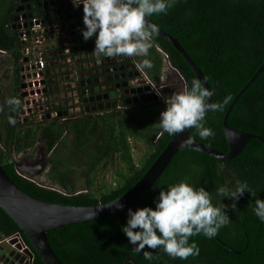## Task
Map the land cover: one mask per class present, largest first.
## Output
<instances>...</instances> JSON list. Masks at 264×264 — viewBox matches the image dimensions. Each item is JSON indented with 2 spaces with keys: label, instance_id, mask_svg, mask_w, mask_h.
<instances>
[{
  "label": "trees",
  "instance_id": "16d2710c",
  "mask_svg": "<svg viewBox=\"0 0 264 264\" xmlns=\"http://www.w3.org/2000/svg\"><path fill=\"white\" fill-rule=\"evenodd\" d=\"M13 2L0 0V50L10 55L13 65L8 98L16 97L22 103L20 87L25 47L19 31L11 26L16 8ZM150 18L177 38L203 71L213 92V102H223L226 97H231L223 111H210L205 117L204 126L214 131V137L201 139L195 128L190 131L192 138L228 153L229 145L223 131L225 113L240 90L264 64V0H175L174 6L166 14H154ZM156 46L168 54L169 61L188 83L187 89L190 90L193 79L198 78L179 52L159 35L153 37L148 53L156 67L152 80L157 79L161 62L157 59ZM50 95L51 92L47 93V96ZM2 101L5 107L0 110V164L19 188L51 203L83 207L107 204L120 198L144 176L174 136L162 133L160 116L150 118L149 122L146 120L145 127L139 131L135 129V125L143 121L139 116L135 117V122H124L121 118L118 123L113 116L105 118L102 129L88 124L87 131L78 130V136L88 138L78 140V147L95 143L92 137L99 136L102 141L95 145V160L90 163L86 173V189L77 194L74 169H60L59 165H64L65 160H59L53 161L52 174H55L62 188L60 193L40 181H30L20 176L11 165L14 154L35 145L38 129H22L19 122L23 107L13 112L6 104L7 100ZM10 116L16 120L15 126L9 123ZM228 123L236 130L264 138V71L238 100ZM72 130L77 135L76 127ZM129 137L148 144L149 152L140 165L134 161ZM100 145L102 147L98 148ZM116 154L125 164V168L117 173L116 186L106 190L94 189L92 166L111 161ZM181 181L197 190L205 188L211 194L214 206L219 207L221 203L228 205L225 211L230 222L219 229L217 236L241 254L224 250L213 238L209 239L203 234L190 237L189 243L198 245L199 255L186 260L174 259L162 249L153 250L147 246L141 252H136L122 232L127 225L126 215L50 231L48 239L53 251L64 264H125L126 259H135L136 264H264V222L256 221L259 218L253 211L255 200H264V143L258 139L250 140L243 152L229 162L191 149L180 150L136 210L143 207L155 209L159 192ZM237 181L246 182L252 194L246 191L233 209V200L218 196L217 190L220 187L234 190ZM245 218H248L246 222ZM18 231L17 224L0 208V241ZM245 232L249 233V239H246ZM24 240L28 243L25 236ZM144 251L152 252L151 260L145 259ZM36 259L35 264H44L40 258Z\"/></svg>",
  "mask_w": 264,
  "mask_h": 264
},
{
  "label": "flooded vegetation",
  "instance_id": "af4514ba",
  "mask_svg": "<svg viewBox=\"0 0 264 264\" xmlns=\"http://www.w3.org/2000/svg\"><path fill=\"white\" fill-rule=\"evenodd\" d=\"M13 4L16 7L11 22L14 30H19L21 20L25 25H29L35 19V24L39 27L36 45L31 54L24 58L27 61H23V82L20 87L23 110L19 122L22 129L37 128L38 133L34 138L35 145L16 153L21 157L16 159L13 156L11 163L16 161L22 169L39 173L37 178L45 172L55 176L52 174L53 161L65 160L64 165H59V168H71L69 164L72 163V158H75L76 151H83L84 148L87 155L93 157L95 145H99L102 138L92 137L95 143L87 144L83 148L77 145L78 140H88L86 136H78V130L87 131L88 124L102 129L105 117L113 116L117 123L121 118L124 122H135L136 116L156 118L166 110L163 99L168 96L167 88L157 84L159 80L153 81V74L148 73L146 68L139 67L146 57L108 58L93 53L96 36L87 41L82 36L85 27L82 4L76 7L72 0H14ZM157 57L160 59L159 53ZM39 60H44L45 64L42 71L44 89L42 93L38 92V99H34L30 107L24 91L28 90V82L32 81L36 62ZM12 70L11 63L9 74L0 76V80L6 78V82L10 83L7 91V84L3 87L0 85V96L8 91L10 93ZM1 73L2 70L0 75ZM146 77L153 86L148 83ZM180 87L174 86L169 94L181 92ZM158 91H162L163 99L158 98ZM49 92L51 95L47 96ZM36 112L39 114L33 116ZM73 127H76L77 135L73 133ZM62 140H67V143L63 144ZM100 147L102 146L98 148ZM92 157L89 159L90 163L95 160ZM100 166H92V175L96 174ZM247 220L248 218H245L244 222ZM245 235L246 239H249V233L245 232ZM261 238L262 236L259 237ZM213 240L223 246L224 250L235 251L221 237L215 235ZM36 260L35 258L34 264Z\"/></svg>",
  "mask_w": 264,
  "mask_h": 264
},
{
  "label": "clouds",
  "instance_id": "9594fccd",
  "mask_svg": "<svg viewBox=\"0 0 264 264\" xmlns=\"http://www.w3.org/2000/svg\"><path fill=\"white\" fill-rule=\"evenodd\" d=\"M74 6L83 5L82 36L85 41L96 36L93 53L108 58L146 57L152 47V40L158 34L157 25L150 23L148 17L166 14L174 6L175 0H72ZM150 60L143 59L139 67L151 68ZM213 92L201 80L193 79L190 90L172 93L166 100V110L161 112L159 127L162 133L177 135L195 128L201 139L214 137L212 129L204 126L207 112L223 111L231 97L223 102H209ZM6 104L13 111L21 109V100L16 97L7 99ZM2 110V108H0ZM13 126L16 120L9 117ZM251 193L248 184L237 181L234 190L220 187L217 195L233 200L231 207L236 208L245 192ZM252 194V193H251ZM212 203L211 194L201 187L194 189L181 181L159 192L155 209L151 207L129 209L127 225L122 232L136 252L147 246L162 249L172 258L186 260L199 255L195 242L189 243L192 236L203 234L211 239L220 228L230 222L225 209ZM255 215L264 222V200L256 199ZM159 233V234H158ZM145 259H152V252L144 251Z\"/></svg>",
  "mask_w": 264,
  "mask_h": 264
},
{
  "label": "water",
  "instance_id": "95a60500",
  "mask_svg": "<svg viewBox=\"0 0 264 264\" xmlns=\"http://www.w3.org/2000/svg\"><path fill=\"white\" fill-rule=\"evenodd\" d=\"M147 19L150 23L157 25V35L170 43L179 52L195 76L202 81L205 87L212 91L203 71L188 55L179 40L164 31L150 17ZM0 52L2 51L0 50ZM26 61L27 59L24 60V62ZM169 65L174 72L179 73L171 62H169ZM263 71L264 64L240 90L225 113L223 131L229 145L228 153L220 152L192 138L190 136L192 128L187 129L183 133L172 137L166 148L157 157L144 176L127 193L107 204L81 207L56 204L38 199L19 188L0 164V208L17 224L18 232L23 237H26L28 240V243H26L29 247L22 254L19 252L22 248L20 245H17L15 248L11 247V245L16 243V240H12L10 245L2 244L0 246V264H31L33 258L35 259L36 257L40 258L44 264H64L50 245L48 239L50 231L78 224H87L106 218L116 219L119 215L128 216L129 209L136 210L149 189L164 173L174 156L182 149H191L215 157L222 162H229L243 152L250 140L258 139L264 143V138L261 136L236 130L230 127L228 123L229 116L238 100ZM137 76L136 74L135 77ZM187 85L188 83L186 82V87ZM209 102H213V96L209 99ZM209 112H207L206 116ZM11 164L20 176L30 181H37V174L39 173L22 169L16 161ZM53 189L62 193L60 189ZM27 257L30 259L29 261ZM129 262L136 264L135 259H126L125 264Z\"/></svg>",
  "mask_w": 264,
  "mask_h": 264
},
{
  "label": "rangeland",
  "instance_id": "374dc122",
  "mask_svg": "<svg viewBox=\"0 0 264 264\" xmlns=\"http://www.w3.org/2000/svg\"><path fill=\"white\" fill-rule=\"evenodd\" d=\"M11 57L10 55H6L4 53H0V69L2 70V73L0 76L5 77L6 75L9 74V71L11 69ZM164 63H163V76L161 73V76L159 78V81L157 84H161L164 85V88H167L166 93L168 96H170L169 91L176 85H180V91H183L186 89V82L183 80V78L181 77V75L177 72H174L173 74H169L167 75V71H170V65H169V61L167 63V60L164 59ZM0 70V71H1ZM162 80V81H161ZM4 81V82H2ZM7 79H1L0 82L3 86H5L7 91L8 86L10 85V83L6 82ZM174 81L176 83H174ZM8 93H4V95L0 96V108H4L5 105L2 103V100L4 99L5 101L8 99ZM162 93V91H161ZM163 95V94H162ZM168 97L165 96V98L163 99V103L165 104L164 100H166ZM167 105L165 104V109H166ZM35 114H39V112H36L34 114H32L33 116H35ZM139 124L135 125V129H137L138 131L142 128L145 127L146 124V120L147 122H149L151 119L150 118H142ZM133 127V125H131ZM117 128L119 129V125L117 124ZM132 137H129V143L132 147V155L134 158V161L137 165H140V163L144 160L145 156L147 155V153L149 152V147L148 144L145 142H141L138 140H134L132 139ZM65 141V142H64ZM63 144L67 143V140H62ZM69 145V144H68ZM89 150V149H88ZM87 150V151H88ZM76 155L75 158H72V163L69 164L71 168L74 169V174H75V191L78 193H82L84 192V189H86V184L88 182V178L87 176V172H88V167L90 166V158L92 157V155H87L86 149L84 148L83 151L81 150H77L76 151ZM84 154V155H83ZM86 155L88 156V158L86 157ZM16 159H19L21 157L20 154H14L13 155ZM69 158V157H68ZM93 158V157H92ZM125 168V164L123 163L120 155H116L114 157V159H112L111 161H106L103 162L101 164V166L99 167L98 171L96 172V174L93 175L92 180L94 182V189L96 190H100V189H109V187H114L117 184V173L120 169H124ZM65 170H61V172H63ZM37 181H40L41 183L45 184L47 187H54L56 189H60L62 191V188L60 187V185L58 184V180L56 179L55 176L53 175H49L48 172H45L41 177L37 178Z\"/></svg>",
  "mask_w": 264,
  "mask_h": 264
},
{
  "label": "built area",
  "instance_id": "2783aa9c",
  "mask_svg": "<svg viewBox=\"0 0 264 264\" xmlns=\"http://www.w3.org/2000/svg\"><path fill=\"white\" fill-rule=\"evenodd\" d=\"M35 22L36 20L34 19L29 25H25L22 20L20 21L18 31H19L20 40L22 41L25 47L23 51L24 57H28L31 54L33 47L36 45V38L38 35L39 27L38 25L35 24ZM157 49L167 60H169V56L166 52H164L159 47H157ZM1 53H5V52L2 51ZM44 68H45L44 60H39L38 62H36V72L32 77V81L28 82L29 85L28 90L26 92L24 91V93L27 94L25 96L26 102L27 101L30 102V107L33 105V100L38 99L39 96L38 92L41 91L42 93L44 89V75L42 74ZM146 80L149 81L147 77ZM148 83H150V85L153 86V84L150 81ZM157 95L159 99H163L161 92L158 91ZM12 240H16V243L14 245H11V247L15 248L17 245H20L22 247L21 250L19 251L20 253L24 254V250L29 249L26 241L24 240L23 236L20 235L19 232H16L13 235L1 240L0 246L2 244L10 245V242ZM27 260L29 261L30 259L27 257ZM31 264H34V258L31 261Z\"/></svg>",
  "mask_w": 264,
  "mask_h": 264
},
{
  "label": "crops",
  "instance_id": "0c3cea01",
  "mask_svg": "<svg viewBox=\"0 0 264 264\" xmlns=\"http://www.w3.org/2000/svg\"><path fill=\"white\" fill-rule=\"evenodd\" d=\"M157 47H159V46H156V50H157V53H159L160 54V61H161V59H162V62H160V68H159V73H158V75H157V79L156 80H159V78H160V76H161V73H162V76H163V63L165 62L164 61V59L165 60H167L159 51H158V49H157ZM160 48V47H159ZM157 53H156V55H157ZM146 59H148V60H150L151 61V59H150V57H149V55H147L146 56ZM157 59H159L158 57H157ZM168 61L169 60H167V63H168ZM170 62V61H169ZM152 63V62H151ZM152 67L149 69V68H146V70L148 71V73H152V74H154V70H155V65L152 63ZM174 70H172L171 68H170V71H167V75H169V74H173L174 72H173ZM156 73V72H155ZM183 78V77H182ZM184 80V79H183ZM162 81V80H161ZM185 81V80H184ZM187 88V87H186ZM171 95V94H170ZM167 97H169V96H167ZM105 118H110V117H105ZM105 120V119H104ZM104 122V121H103ZM132 140V139H131ZM19 174V173H18Z\"/></svg>",
  "mask_w": 264,
  "mask_h": 264
}]
</instances>
